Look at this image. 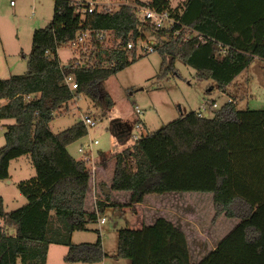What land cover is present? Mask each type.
<instances>
[{
	"label": "trees",
	"instance_id": "1",
	"mask_svg": "<svg viewBox=\"0 0 264 264\" xmlns=\"http://www.w3.org/2000/svg\"><path fill=\"white\" fill-rule=\"evenodd\" d=\"M72 3L54 0L49 26L32 33L26 73L0 79V100L5 101L0 121H13L0 148V181L9 179L10 161L21 156L29 155L35 170L33 178L18 184L26 205L5 213L0 197V217L15 231L8 235L0 226V264H46L50 245L67 247L68 263L96 264L106 256L100 236L95 243L71 241L74 232L96 223L105 207L99 202L96 211L85 210L87 162L67 150L87 130L80 120L57 134L49 128L79 95L111 109L103 83L136 60L128 64L123 51L99 49L98 35L126 45L144 39L141 29H148L161 40L155 47L161 58L159 79L172 73L179 60L225 94L254 58L264 60V0H181L175 8L169 0L136 1L170 15L175 24L164 30L143 24L126 4L112 13H88ZM82 32L90 34L83 64L72 58L61 66L57 51ZM187 33L191 38L183 41ZM66 77L76 82L75 90ZM116 129L124 141L118 133L123 128ZM114 159L110 189L130 193L128 205L147 195L210 193L214 221H238L197 264H264V110H237L232 101L212 117L191 112L142 136ZM115 258L131 264H192L185 234L164 218L137 230H119Z\"/></svg>",
	"mask_w": 264,
	"mask_h": 264
},
{
	"label": "rangeland",
	"instance_id": "2",
	"mask_svg": "<svg viewBox=\"0 0 264 264\" xmlns=\"http://www.w3.org/2000/svg\"><path fill=\"white\" fill-rule=\"evenodd\" d=\"M136 1L145 2L146 0H110L109 3L114 6L109 12L117 10V6L120 4L134 7ZM10 2L13 3V7ZM180 4L181 0H170L172 8L178 7ZM53 5L54 0H0V79L5 80L11 76L26 73V61L32 46V32L29 31L49 26L53 16ZM141 30L144 35L142 41L144 44L161 42L159 38L152 36L150 30L144 28ZM73 57H78V54L74 53L73 47L61 46L58 51L61 66H66ZM160 65L161 58L157 52L138 58L133 64L103 83V89L112 101L110 110L106 111L90 98L79 95L76 103L68 106L66 112L62 111L57 114L49 125L50 131L57 133L68 129L79 121L82 114L90 115L95 121V127L88 128L87 136L71 144L68 151L75 159H81L83 156L77 153V149L89 141H98V146H94L92 152L97 164L99 162L98 152L105 153L110 158L108 183H111L113 176L114 156L132 146L134 135L141 138L191 112L201 113L203 117H212L215 112L220 111L229 102V99L235 103L237 110H264L263 59L254 58L249 66L228 86L226 94L218 90L214 81L198 79L196 71L183 65L179 60L174 62L172 73L159 79ZM4 103L5 101L0 100V106ZM212 104H215L216 107L212 108ZM136 109H139L141 113H136ZM12 123V120L0 121V148L4 145L6 126ZM118 126H121L126 132L124 145H121L115 137ZM89 166L90 164L87 163V168ZM9 175V180L0 181V197L3 200L5 213L15 211L27 204V200L19 192L18 184L35 176L29 155L11 161ZM96 187L95 184L96 201L95 204L93 203V208L96 206L97 210L99 202L105 204L103 213L99 216V219H103L104 222L100 224L98 219L96 223L88 225L87 231L74 232L71 241L74 244L95 243L100 236L102 250L106 254L104 263L125 264V260L115 258V252L118 231L121 229L137 230L140 227L136 223L133 205L118 207V205H122L121 198L112 199L107 188L100 190L99 193ZM98 194L100 198H97ZM185 194L188 195H183V201L188 202V210H182V213L175 210L177 202H181V197L170 195L163 202L165 206L174 209L168 211V214H175L178 226L173 224L180 231L185 232L190 260L191 263H195L209 251L205 244L197 243L198 238L195 232L215 225L219 220L220 228L230 231L238 221L225 217L214 221L212 194ZM196 195L201 196L197 197ZM0 226H4L8 235H14V229L5 227L1 217ZM66 254L67 247L51 245L48 249L46 264H83L65 262Z\"/></svg>",
	"mask_w": 264,
	"mask_h": 264
},
{
	"label": "crops",
	"instance_id": "3",
	"mask_svg": "<svg viewBox=\"0 0 264 264\" xmlns=\"http://www.w3.org/2000/svg\"><path fill=\"white\" fill-rule=\"evenodd\" d=\"M10 5H11V2H10ZM11 6L13 7V5H11ZM33 31L34 30L31 29V31H29V32L33 33ZM58 51H57V54H58ZM77 99H78V96H77ZM77 99L75 101H72L70 103V105L75 104ZM57 133H54V134H57ZM118 133L119 134L121 133L123 137L126 135V132L122 129L119 130ZM115 137L117 138V141L121 145L125 144V140L121 141L119 139L117 133L115 134ZM96 146H98V145H96ZM67 150H68V148H67ZM69 154H70V152H69ZM88 157L90 160L89 164L92 166H95L96 170H95V174H94V179L92 181L89 180V188H88L86 199H85V210H88V211H93V209H94V211L96 210V206H94V208H93V203L95 204V201H96L95 184L97 185L96 188H97V191L99 193H100V190L107 188L108 192L110 191L109 193H111V195H112V196H110V198L113 197L112 199H114L115 197H119V198H121L120 203L122 205H128L129 204L128 199H130V193L122 192L119 194L118 193L115 194V193L111 192V189H110L111 183H108V180H109L108 163L110 161V158L105 153L98 152L99 162L97 164L95 162L96 158H95L93 152H91V154ZM76 159L81 160V159H83V157L81 159H78V158H76ZM10 163H11V161H10ZM10 163H9V165H10ZM8 172H9V168H8ZM96 173H97V175H96ZM106 175H108V176H106ZM9 179H10V175H9ZM8 183H9V181H8ZM170 195L172 197L173 196L179 197V198L181 197L180 198L181 202L178 201L177 204L175 203L177 205L175 207V210H179L180 213H182V210H188V208H187L188 202L185 199H184L185 201H183V195L185 196L188 194H185V193H167V194H162V195H147L144 197V199L141 203L132 204L133 210H134V216L136 217V223L140 226L139 229L142 228L143 226L152 225L154 223V221L160 217L164 218V219H166L172 223H175L177 225L176 220H175V214H172V215L168 214V211L174 210V209H172V208L170 209V207L165 206V203L163 202V200L167 199V197H169ZM196 196L199 197L201 195H196ZM97 198H100L99 194H98ZM207 199H209V198L207 197ZM99 201H101V200H99ZM165 202H167V200H165ZM107 204H109V203H107ZM212 204H213V200H212ZM181 220H182V218H181ZM219 222H220V220H219ZM219 222H217L215 225H210L208 228L205 227V229L202 231L195 232L196 237L198 238L197 243L201 242V243L205 244L209 251L201 259H199V261L192 263V264H197L204 257H206L211 251H213L217 247V245L220 243V241H222L238 224L237 223L230 231H227L228 229L222 230V228H220V226L218 225ZM183 233L185 234L184 231H183ZM205 234H207V235H205ZM185 237H186V235H185ZM50 247H51V245H50ZM99 264H105L104 260ZM125 264H131V263L129 260H125Z\"/></svg>",
	"mask_w": 264,
	"mask_h": 264
},
{
	"label": "built area",
	"instance_id": "4",
	"mask_svg": "<svg viewBox=\"0 0 264 264\" xmlns=\"http://www.w3.org/2000/svg\"><path fill=\"white\" fill-rule=\"evenodd\" d=\"M110 1V0H109ZM108 0H73L72 5L74 7H79V6H84V11L88 13H92L93 11H98V12H106L112 8V4L109 3ZM11 5L13 3L11 2ZM122 4L117 6V9L121 6ZM133 7V6H131ZM133 8L136 9L137 13L139 14L140 20L144 23H148L151 26H153L155 29H171L172 26L175 24L174 20L170 17V15L167 12H157L155 10L150 9L149 7H141L138 5H135ZM115 11V10H114ZM177 34V33H176ZM98 39L100 40V45L101 47L99 49L106 50V51H114L119 52L123 51L126 55L127 63L130 64L134 60H137L138 58L153 53L155 52V47L156 43L154 42H149V43H143L142 41L144 39H138L135 43L129 42L126 45H122L118 40L113 41L111 37H107L106 40L103 39L105 35H98ZM191 38L190 34H185L183 37V41H188ZM199 42H203V39L200 37ZM90 44V34L87 32H82L80 33L76 40L69 43L67 46H71L74 48V53L78 54V57H73L76 58V65H82L83 62H81V55L82 53L86 52L89 50L87 48V45ZM86 59V58H85ZM65 83L69 86V88L73 91L77 88L76 82L73 80L72 77H66L65 78ZM77 97H74L73 101H75ZM232 100L229 99L230 103ZM212 108H215V104L211 105ZM204 111V110H203ZM136 113L140 114L141 112L139 109H136ZM198 117H203L201 113L197 112ZM80 122L84 125L86 130L88 128L95 127V121L94 119L88 115V114H82L80 117ZM137 127V125H136ZM133 141H137L139 137L137 138L136 135L133 137ZM98 145V141H89L88 143H85L83 146L79 147L77 149V152L83 156V159L85 162L89 163V155L93 151V147ZM90 168V169H89ZM88 168V173L90 176V181L94 179V174H95V166L90 165ZM96 211V210H95ZM100 224H103V219H99Z\"/></svg>",
	"mask_w": 264,
	"mask_h": 264
},
{
	"label": "bare ground",
	"instance_id": "5",
	"mask_svg": "<svg viewBox=\"0 0 264 264\" xmlns=\"http://www.w3.org/2000/svg\"><path fill=\"white\" fill-rule=\"evenodd\" d=\"M170 1V0H169ZM147 3V2H146ZM146 5V4H145ZM143 6H144V4H143ZM133 8V7H132ZM139 19V18H138ZM143 24H145V23H143ZM157 30V29H156ZM138 40V39H137ZM157 44V43H156Z\"/></svg>",
	"mask_w": 264,
	"mask_h": 264
}]
</instances>
